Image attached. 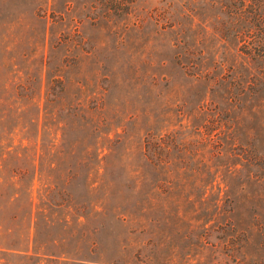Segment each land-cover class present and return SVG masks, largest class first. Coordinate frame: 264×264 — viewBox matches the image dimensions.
I'll use <instances>...</instances> for the list:
<instances>
[{"label":"trees","instance_id":"obj_1","mask_svg":"<svg viewBox=\"0 0 264 264\" xmlns=\"http://www.w3.org/2000/svg\"><path fill=\"white\" fill-rule=\"evenodd\" d=\"M167 14L110 61L58 15L0 28V264H128L186 222L195 249L264 245V0Z\"/></svg>","mask_w":264,"mask_h":264},{"label":"rangeland","instance_id":"obj_2","mask_svg":"<svg viewBox=\"0 0 264 264\" xmlns=\"http://www.w3.org/2000/svg\"><path fill=\"white\" fill-rule=\"evenodd\" d=\"M181 3L186 5L188 0H0V28L17 31L26 28L29 22L27 16L41 10L47 17L53 15L52 19L61 17V21L52 25V32L74 30L85 48L107 49L110 53L107 59L110 61L115 59L113 50L119 45L128 48L134 44H145L143 36L152 35L155 27L163 28L161 13L165 10L169 12L167 15H175ZM146 16L150 19H146ZM15 17H18L17 22L9 23ZM137 20L140 22L139 32L134 27ZM34 27L38 28L39 25ZM165 43L162 37L153 38L149 42L159 56L165 54L161 47ZM94 59L99 60L100 57ZM165 69L160 72L168 74L180 94L183 88L177 84H182V80L177 79L176 69L168 66ZM178 228L185 233L169 237L149 236L151 242L146 240L142 244H139L140 238L133 236L129 238L130 247L127 246L123 253H116V256L128 264H264L263 239L257 236L246 244L242 258L238 255L212 253L208 249H195L196 237L189 232L194 229V224L186 222ZM106 244L107 249L113 247L110 243ZM138 245L141 246L139 254L133 257L132 253Z\"/></svg>","mask_w":264,"mask_h":264}]
</instances>
